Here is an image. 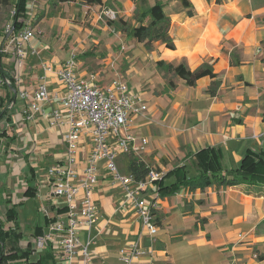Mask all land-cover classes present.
Instances as JSON below:
<instances>
[{"label":"crops","instance_id":"obj_1","mask_svg":"<svg viewBox=\"0 0 264 264\" xmlns=\"http://www.w3.org/2000/svg\"><path fill=\"white\" fill-rule=\"evenodd\" d=\"M118 1L126 11L134 7L131 0ZM157 1L164 4L170 19L168 33L173 49L156 42L152 50H142V43L137 42L135 47L140 52L126 55L124 61L120 57L125 53L120 50L113 70L109 69L110 55L101 59L104 66L100 69L75 55V74L84 77L94 73L102 85L121 78L144 98L147 111L136 117L133 129L148 139L145 152L137 157L152 167L167 172L185 165L186 176H193L191 155L202 148H219L226 169L237 167L246 150L264 152V0ZM49 29L55 31V27ZM36 37L23 45L24 57L17 76L12 55L3 57V73L11 79L12 87L3 85L0 95V120L6 117L14 126L11 133L1 130L0 140H5L8 150L10 143L22 142L20 160L24 163L19 176L22 196L15 202L10 190L2 189L10 170L0 158V205L5 216L4 200L11 199L20 216L19 209L26 202L42 196L45 209L34 206L32 232L36 224L43 225V215L58 218L65 213L56 212L63 201L51 194L45 173L50 165L65 158L63 136L69 124L57 99L44 102L34 118L25 120L21 112L30 99L21 98L20 92L32 93L39 84H45L51 92H61L56 70L72 53L70 43L74 42L52 44L44 36ZM157 61L183 63L190 70L208 63L215 77L203 76L187 86L181 78L158 67ZM129 62L134 64L123 70ZM44 64L50 65V70ZM213 81L216 85L212 94L208 87ZM53 109L63 115L57 126L49 122ZM77 146V167L81 170L89 138L83 135ZM6 156L10 161V151ZM97 166L99 175L92 197L98 218L89 229L78 231L82 241H89L91 264H124L118 251L131 246L140 252L131 264H264V184L211 185L194 190L182 187L167 196H161L153 184L141 191V196L156 206L157 232L151 235L131 205L124 202V190L110 181L103 162ZM177 178L179 173L164 182L170 184ZM30 185L36 189L28 196L24 192ZM54 258L48 264H66Z\"/></svg>","mask_w":264,"mask_h":264},{"label":"built area","instance_id":"obj_2","mask_svg":"<svg viewBox=\"0 0 264 264\" xmlns=\"http://www.w3.org/2000/svg\"><path fill=\"white\" fill-rule=\"evenodd\" d=\"M34 2L30 1L29 5ZM4 28L6 35L0 39V95L2 86L9 84V79L3 75V57L8 53L12 55L17 76L24 57L23 45L33 35L27 23L16 31L12 30L11 24ZM74 65L75 54L72 52L56 70L61 92H51L45 84H39L32 93L20 92L21 98L30 99L21 115L25 120L32 119L44 102L57 99L69 124V130L63 136L65 158L50 165L45 173L51 194L62 199L66 210L47 227L43 237L36 239V247L42 248L48 239L54 255L66 264H91L89 241H82L78 231L89 229L98 218L92 197L99 175L97 163L103 162L110 181L124 190V202L131 205L151 235L157 232L156 206L141 196V191L159 180L164 171L151 167L143 179L136 180L131 173L119 169L117 161L123 153L140 156L147 148L148 139L133 129L136 117L147 111V104L125 80L114 78L102 85L94 73L78 77ZM44 68L50 70V65L44 64ZM62 119L60 110L51 111L50 125L57 126ZM83 135L89 138L90 147L83 160L84 166L79 170L77 142ZM118 253L124 264H131L140 254L135 246L120 248Z\"/></svg>","mask_w":264,"mask_h":264},{"label":"trees","instance_id":"obj_3","mask_svg":"<svg viewBox=\"0 0 264 264\" xmlns=\"http://www.w3.org/2000/svg\"><path fill=\"white\" fill-rule=\"evenodd\" d=\"M28 1L1 0L3 5H11L12 13L10 16L13 31L24 26ZM66 1L69 0H52L51 6L56 5V2ZM80 1L88 6L98 4L109 7L110 3L104 0ZM131 1L134 3L133 24L120 17L108 18L107 24L123 32L128 38L142 43L146 50H152L156 42L163 44L166 48L173 49L174 43L168 33L170 19L164 12V4L157 0L152 4H149L148 0ZM188 13L191 14V11H188ZM4 27L0 30V39L6 35ZM156 65L181 78L187 86H193L196 80L203 76L215 77L212 66L208 63H202L194 70H190L183 63L173 64L157 61ZM9 81V85L12 87L11 79ZM215 85L216 82L213 81L208 87V92L213 94ZM1 115L2 112L0 117ZM120 159L122 170L131 173L136 180L143 179L152 167L132 153H123ZM191 164L195 169V175L193 176H186L185 165H179L173 170L164 172L163 176L154 183L159 194L161 196L172 195L182 187L194 190L196 188L204 189L211 185L264 184V152L246 150L237 167L226 169L222 165V154L219 148L208 146L191 155ZM175 173H179L180 178H177L173 183L166 184L165 179ZM33 177L32 175L30 182L33 181ZM35 189V186H27L24 194L32 195L35 193ZM4 204L6 207L5 216L0 218V264H48L49 261H54L51 241L45 239L43 247L38 250L36 239L45 235L47 229L45 230L44 226L48 227L56 218L43 215V225L36 224L32 232L33 241H31L22 231L17 205L13 204L11 199L4 200ZM65 210V206L56 208L57 213H64ZM23 241L25 242L24 245L21 244Z\"/></svg>","mask_w":264,"mask_h":264},{"label":"rangeland","instance_id":"obj_4","mask_svg":"<svg viewBox=\"0 0 264 264\" xmlns=\"http://www.w3.org/2000/svg\"><path fill=\"white\" fill-rule=\"evenodd\" d=\"M30 1H35V4L30 6ZM51 1L52 0H29L27 2V6L29 7L27 8V17L24 22L31 28L33 35L36 34L39 38L44 36L47 40L51 41L52 44L64 40H66V43L74 41L70 43V45L76 58L90 60V63H93L95 69L103 68L104 65L101 63V59L110 55L109 57L112 58L109 60V69L111 70L115 62L114 59L116 54L120 50L125 53V55L120 57L124 61H126V55L132 52H134V54L140 52V50L135 47V45H139V43L107 24L108 18L119 17L133 24L132 15L134 7H130L126 11V7L124 8L118 0H104L107 3L110 2L109 7L98 4L88 6L80 0H69L62 3L56 2V5L51 6ZM150 1L151 0H148L149 4ZM11 9L10 4L3 5L0 0V30L6 24H11ZM106 11L109 12L108 15ZM41 19H43V21L36 26ZM50 26L53 28L55 27V29H53L55 31H50ZM39 29H41L40 32ZM33 35L31 41L37 39L36 35ZM122 45L124 48H121ZM139 46H142V50H146L143 45ZM96 54L98 57L96 59L92 58ZM118 62L119 61L116 59V63ZM133 64L134 62H129V66H126L123 70ZM7 121L6 117L0 120V131L4 129L11 133L13 132L14 126L12 127L11 123L8 124ZM4 142L5 140H0V158H2V165H6L10 170V175L6 181L7 185L5 189H2L6 192L8 188L13 200L17 202L21 200V189L23 187V181L19 178L24 171V163L20 160V154L22 153L20 151L23 150L21 147L23 145L22 142L19 143L18 140H16L15 143H10V150H8L9 146ZM8 151H10V161H7L6 155ZM117 164L119 169L123 171L120 157ZM153 168L161 170L159 167ZM40 180H42V175L39 174L38 182L40 186L43 187V183H41ZM42 198V196H39V198L34 201L26 202L25 205L19 209L21 228L29 240H33L31 234L34 214L36 213L35 207H42L45 209ZM0 216L4 217L3 205H0ZM21 244L24 245L25 242L23 241ZM37 249L41 250V247H37Z\"/></svg>","mask_w":264,"mask_h":264}]
</instances>
